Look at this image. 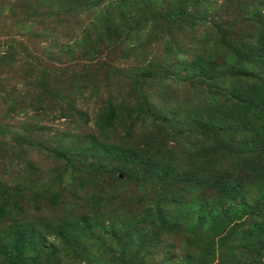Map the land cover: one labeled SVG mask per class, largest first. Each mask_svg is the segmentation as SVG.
<instances>
[{"label":"trees","instance_id":"1","mask_svg":"<svg viewBox=\"0 0 264 264\" xmlns=\"http://www.w3.org/2000/svg\"><path fill=\"white\" fill-rule=\"evenodd\" d=\"M0 6V264H264V0Z\"/></svg>","mask_w":264,"mask_h":264},{"label":"rangeland","instance_id":"2","mask_svg":"<svg viewBox=\"0 0 264 264\" xmlns=\"http://www.w3.org/2000/svg\"><path fill=\"white\" fill-rule=\"evenodd\" d=\"M2 1V0H1ZM37 1V0H36ZM46 0H43V2H45ZM222 0H218V3L220 4ZM6 6V2L4 3V6ZM2 7V6H0ZM1 10V9H0ZM212 13V16L209 17L210 21H214V20H217L219 17L221 19L223 18H227V16H229L227 13V9L226 7H219L217 9H213V11L211 12ZM6 15V14H5ZM231 16H235V15H232L231 13ZM61 20V18H60ZM212 21V22H213ZM11 24V20H8L6 19L3 15L1 17V20H0V46L4 45L5 43V40L9 39L10 37H14L16 36V31H10L9 30V25ZM61 24V23H60ZM61 26V25H60ZM69 28H72V26H70ZM7 34H11V35H7ZM20 38L21 36H18L17 35V38ZM51 41V39H50ZM74 39H71L70 37H63L61 36L59 41L57 43H59L60 45L58 47H56L55 51L52 53V54H48L49 51L45 49L44 51V47L42 46L41 48L37 49L36 47L32 46L31 47V50L37 54V55H40L41 57L45 58L46 60H48L47 63H49V65L51 66V68H57V66L59 64H61V62H65L66 65L71 68V67H74L77 62H75L76 60V56H78V51H75V52H72V54H68V47L66 45H68L67 43L68 42H73ZM50 42H46L44 44H47ZM48 44V46H49ZM66 46V48L64 47ZM124 45L121 44L120 47L117 48L116 51H111L110 49H106L104 52H103V55L101 58H99V61H98V65L95 64V62L91 65L94 66V68H99L100 70L104 69V68H107L109 66H111L112 64H121V63H124L123 65H127L128 61H121L119 63V59H120V55L121 53L123 52L122 50L124 49ZM2 50H4L2 48ZM0 54H3V52H0ZM51 55V57H50ZM39 57V56H38ZM67 66H64V67H67ZM76 66H79L78 64ZM93 69V68H92ZM14 72H15V78H18V76H21L23 74V72H25V68L23 66H19L17 65L15 68H14ZM57 112H46L43 113V117L50 121L48 123V126L50 128H52V130H59L58 128H65V124L64 122H66V119L63 118V117H58V116H55ZM44 119V121H45ZM19 122V121H18ZM46 123V122H45ZM17 124V122L15 123Z\"/></svg>","mask_w":264,"mask_h":264}]
</instances>
